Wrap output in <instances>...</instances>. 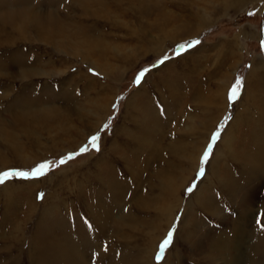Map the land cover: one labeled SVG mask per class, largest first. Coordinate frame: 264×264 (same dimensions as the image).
I'll list each match as a JSON object with an SVG mask.
<instances>
[{
  "label": "rangeland",
  "instance_id": "374dc122",
  "mask_svg": "<svg viewBox=\"0 0 264 264\" xmlns=\"http://www.w3.org/2000/svg\"><path fill=\"white\" fill-rule=\"evenodd\" d=\"M23 2L27 5L20 11H32L31 16L0 35V173L31 172L41 163L50 168L42 177L13 176L0 184V264H49V255L37 252H47L49 241H41L39 232L51 229L52 217L65 221L66 212L68 221L76 219L68 234L76 226L84 233L72 239L82 264H135L156 237L152 264H197L204 254L197 255L192 243L191 248L184 244L186 238L206 230L210 243L220 236L231 240L241 219L238 186L247 191L255 187L246 198L253 203L244 210L248 247L238 251L242 260L248 259L252 220L256 228L263 222L258 232L264 236V173L253 172L255 157L248 153V169L240 176L235 165L228 166L221 144L235 113L246 106L241 99L251 66L264 64V0H8L11 8ZM197 39L198 45L180 48ZM258 73L264 79V71ZM237 80H242L239 98L230 103ZM225 81L227 95L213 98ZM175 97L178 101L171 104ZM139 105L159 117L155 159L136 150L144 143L136 137L143 111ZM162 105L176 108L164 117ZM251 110L246 131H256L253 122L264 120ZM238 129H230L228 136L237 137ZM96 135L98 150L89 143ZM210 143V157L202 164ZM85 145L89 151L67 159ZM236 146L237 154L243 152ZM111 147L118 150L113 153ZM130 149L141 156L140 166L124 164ZM61 159L66 163L59 164ZM245 178L255 182L247 186ZM110 182L124 194L116 207L109 204L116 191ZM200 190H210L209 202L220 204L216 216L209 209L201 212L191 200ZM188 207L189 217L177 236ZM116 209L118 217H127L116 219L119 225L109 224L105 215ZM170 232L171 242L162 249Z\"/></svg>",
  "mask_w": 264,
  "mask_h": 264
},
{
  "label": "bare ground",
  "instance_id": "6f19581e",
  "mask_svg": "<svg viewBox=\"0 0 264 264\" xmlns=\"http://www.w3.org/2000/svg\"><path fill=\"white\" fill-rule=\"evenodd\" d=\"M15 5H17L16 6L17 8H13L12 7L14 9L13 10L11 8L12 4L8 3V0H0V35H2V31L3 32L4 31L6 32L8 30V28L9 29L11 28V29L16 30V23L19 20H21L22 17H24V16H31L30 13L32 11H29V12H27V11H20L24 6L27 5L26 2L16 3ZM2 9H3V11H1ZM23 9H25V7ZM5 18H7V19H5ZM23 26H24V23H23ZM10 31H13V30H10ZM231 55H232V53L229 54V52H228L227 56L230 57ZM15 64L16 65H21L20 60H17ZM260 70L264 71V64L260 63L257 66L256 63H255V64H253L251 66L250 72L248 73V75L246 77V80L244 82L245 85H244V89H243V92H242V99H241L243 102H245V105L246 106L243 108L242 111H239V112L237 111L235 113L234 120L229 125V128L226 131L227 133L226 134L224 133V135L222 137V144H221V146L222 145L224 146V151L228 155V159H227L228 160V162H227L228 163V166H230V165H233L234 166L235 165L234 167L236 168V170L239 169L238 170V174L240 176L243 175L244 170H247L248 169V166H249L248 165V159H249L248 157L249 156L251 157V159L253 157H255L253 159V161L255 162L254 163V167H253V172L254 173H264V129H263V127H264V120L262 121V119H260V121H256V123L253 122L256 131L252 127L251 128L254 130V133L252 132L253 130H249L250 131L249 132V131H246L244 129V126H246V123H247V116H248L247 114H248V111L249 110L252 109L255 112L257 111V113H259L260 115L262 114V116L264 118V79L261 76L259 77L258 71H260ZM227 89H228V84H227V81H225L224 82V86L223 87L221 86L219 89L216 90V94L213 95V98L216 99L218 97V95H219L220 92H222V94L227 95ZM174 100L175 101H178L177 100V97H175L173 99V102L171 101V104H175V101ZM160 101H162V103H166L167 104V102H165L163 100H159L158 102H160ZM253 101H255V102H253ZM243 102H240V103L238 102V104H236V105L237 106H242L243 105ZM107 103L108 104L106 105L105 108H107L109 106V102H107ZM255 103H258L260 106L254 107L255 106L254 105ZM139 106H141V105H139ZM163 107H164V109H163ZM163 107H162V109H163L162 113L164 114L163 115L164 117L171 116L172 115L171 114L172 110H175V108H176V107L174 108V106L173 107H171V106L170 107L163 106ZM141 108H143V109H141L143 111H140L139 110L140 111V114H138V116H141V117H139V119H141V121H140V124H139L138 127L136 125L137 130L139 131V132L137 131L138 135L136 137L138 138V140H141L142 139L144 141V143L138 144L139 148L136 149V150L138 152H139V150L140 151L144 150V151H146L145 154H151V156L150 155L149 156L151 158L155 159V156L156 155H154L153 152L155 150H157L158 148L155 149V145H153L154 144L153 142L155 140H153V139L155 138V135L157 134V133H155L157 131V130L155 131V129L157 128V123L160 122L159 119H158L159 117L157 116V113H156V115L154 114V110L151 109V111H149L143 105L141 106ZM103 113L104 112L102 111V114ZM162 113H160V115ZM230 129H238V134H237L238 136L237 137H235L236 135L228 136V131ZM241 129H242V131H241ZM260 129H263V130L260 131ZM148 134H150L153 138L152 139L151 138L148 139L147 138V135ZM150 135H148V136H150ZM147 139H148V141H147ZM238 144L241 147V149H243V152H241L240 154H237L238 151L236 152V150H235V146L238 145ZM157 147H158V145H157ZM237 148L239 149V147H237ZM116 150H118V149L115 148V147H111L110 148V151L113 152V153H115ZM137 151L135 153H133L132 150L130 149V151H129V156H130L129 158L130 159L129 160L125 159L127 161V163L124 162V164L127 167H130L131 165L132 166H135V165L137 166V164L139 165L138 159L141 156L140 157L138 156L139 154L137 153ZM157 151H159V150H157ZM248 153H249V156H247ZM198 157L199 156H197L196 157V160H195V168H194V170L196 169V166H197V158ZM134 160H136V161H134ZM146 160H147V162H145V164H148L149 163L148 161L150 159L147 157L144 161H146ZM151 161L153 162V160H151ZM140 163H141V161H140ZM127 167H125V168H127ZM144 167L145 166H142V168H144ZM136 168H138V167H136ZM128 170L129 169H127V171ZM146 170H143L142 172H144ZM131 172L132 171H130L129 173H131ZM135 172H136V170H135ZM113 173H114V171H113ZM133 174H135V173H133ZM137 174H135V176H137ZM140 175H143V174H140ZM107 181H110V180L108 179ZM138 181H141V180H138ZM228 181H229V183L232 182V180L230 178L228 179ZM253 182H255V180L253 181V180H250V178H245V183L247 184V186L250 183H253ZM132 183H134V181ZM111 185L113 187L115 186L114 188L116 189V191H114L115 194H114L112 200L110 199L111 201H110L109 204L112 207H116V206L121 205V198H122V195L124 197V194L120 193V191L122 192V188H118L120 185H118L117 183H111ZM125 185L127 186V184H125ZM125 185H123V188H124ZM105 186H106V184H105ZM108 188H109V186H108ZM110 189H108V191ZM237 189L238 190L236 192L239 191V193L241 195L240 196V199L242 198L241 203H240V205L237 208L238 211L241 214V219H240V222H239V230L236 229V230L232 231L233 236H232V239L231 240H227V238H226V240L224 241L223 238H222V236H220L215 241V243H210L209 242V239L211 238L212 235H209V233L206 230L203 231V232H201L200 233V236L194 235V234L193 235L189 234L188 237L186 238V242L184 244H187V245L190 246L191 243H192V245H194V249L196 250L195 252H197V255H199L198 252L204 254V256L202 258H200V259H198V261H196L197 264H213L216 261H219L218 264L219 263L220 264H262V262L264 261V236L263 235H259V232H258V231H262V228H261L262 223H263L262 221H261L260 227L259 228H256V225L253 224V221L254 220H252L253 228L250 229V230L252 232L253 242L251 243L252 250L249 251V253H248V259L249 258L250 259L249 260L248 259L242 260L241 255L238 252L240 250V248L247 249V247H248V245L245 244L246 243L245 240L243 242V239H244L243 236H244V233H245V226H244L243 220H244V222L246 220V218L244 217L246 215L244 210H245V208H247L248 206H250L248 203H250V204L253 203V202H250V201H246V198H247V195L253 189H255V187H252L249 191L246 190V186H243L241 189L238 186ZM167 190H168L167 194L172 197L173 196V192L171 190H173V189L168 186L167 187ZM242 190H243V192H242ZM209 191L210 190H205V191H201L200 190V191H197L196 193H193V195L191 196V200L196 201L195 205H197V207H199V210L201 212L202 211H206L207 212V210L209 209V213L214 214L216 216L215 213H218L219 212V209L218 208L220 207V204H218L217 206H215V205H213V203L211 204L209 202V200L211 199V194L209 193ZM120 194H122V195H120ZM129 195H131V194H129ZM127 197H128V195H127ZM230 198H231V196H230ZM96 199H98V198H96ZM128 199H131V198H128ZM128 199H126V200H128ZM191 200H190V202H191ZM187 204L190 205L191 203H187ZM187 204H186V206H187ZM94 206H96V205H94ZM90 207H91V205H90ZM55 208H56V206H55ZM190 208L191 207L185 208V214L182 217V221L180 223V227L178 228V231H177V236L184 229V223H185L186 218L188 219V217H189ZM212 209H214V210H212ZM117 210L118 209H116L115 212H117V213H115V214H114V212H110L111 214L105 215L106 221H108V219H111V222L109 224H112L113 222H116L117 223L116 225H119V222H117L116 219H118L119 221H123L127 217L124 214H122L120 217H118V211ZM210 210H212V211H210ZM69 214H70V212H66L65 221H63V222H61V220H59V219H53V217H52L51 218V226H50L51 229L48 232H43L44 229L42 230V233H41V231L39 232L40 235L38 237H39V239H41V241H43V240L45 241L46 239H49V241L47 243L48 250L46 248L47 252H45L43 250H37V252L39 254L46 253L47 256L49 255V258H50V261L48 260V263L50 262L49 264H82L81 257L77 254L76 250L73 249L74 246L72 244V239L74 237H76V236L84 235V233L82 234L80 232V228L81 227L79 228L78 226H76V229H74L75 230L74 233H71V234L69 233L68 234V231L66 229L69 228V227H71V226L72 227L75 226L72 223H76L75 222L76 219H74V218H73L74 219L73 221L72 220L68 221ZM52 216H54V215H52ZM168 216H170V215H168ZM112 217H114L113 220H116V221H112ZM70 218H71V216H70ZM245 224H247V223H245ZM237 225H238V223H236V225L234 227H236ZM77 227L79 228L78 230H77ZM263 227H264V225H263ZM17 229L18 228L16 227V228H13L12 230L13 231L14 230L17 231ZM112 229H113V227L111 226V230ZM96 230H97V228H96ZM69 231H71V230L69 229ZM194 237H198V238L195 239ZM8 238H11L12 239V236L9 235ZM30 238H32V237H30ZM33 238H34V236H33ZM192 238H194L195 240L192 241L191 240ZM90 239H91V237H90ZM156 240H157V237L155 239H152L149 248L146 249V252H144L143 254H141L140 256H138V259L136 260L135 264H152L153 256H154V250H155L156 245H157L156 244ZM238 240H240V242H241L240 243V246L238 245V242H237ZM30 243L32 244V242H30ZM86 243H87V241H86ZM227 243H229V244L226 245ZM41 245H42V243H38V246H41ZM191 247L192 246H190L189 248H191ZM208 250H210V255H208V253H209ZM211 252L213 254H215V256H213V255L211 256ZM200 256H201V254H200ZM165 261H163L162 264H167V262H165Z\"/></svg>",
  "mask_w": 264,
  "mask_h": 264
},
{
  "label": "snow or ice",
  "instance_id": "6c2138e0",
  "mask_svg": "<svg viewBox=\"0 0 264 264\" xmlns=\"http://www.w3.org/2000/svg\"><path fill=\"white\" fill-rule=\"evenodd\" d=\"M200 43V41L197 39V40H194V41H191L189 42L188 44L186 45H181L180 48L182 49H190L196 45H198ZM165 60H167V57L164 58V60L161 61V63H164ZM148 70L145 69L144 71H142L136 78V83L139 84L140 83V80H141V77H143L145 75V73L147 72ZM241 86H242V80H237L236 84L230 89V94H229V101L230 103H234L238 98H239V90L241 89ZM230 119V117H229ZM224 123L226 124L227 123V119L224 121ZM105 129L108 127L107 124H105ZM223 127V124L220 125V128ZM220 136V130L218 128V130L214 133V135L212 136V141L213 143L217 140V138ZM99 139V136L96 135V136H92L89 143L92 145L93 148H96V150H98L97 146H96V142L97 140ZM213 143H210L208 146H207V149L205 150V152L203 153V156H202V164L203 163H206L210 157V154H211V151H212V148H213ZM87 151H89V148H88V145H85L83 146L79 152L73 154V155H70L67 159L70 160V159H73L75 156H78V155H81L83 153H86ZM66 163V160L64 159H61L59 161V164H64ZM50 168V165L48 163H41L39 164L38 166H36L35 168H33L31 170V172H28V171H8V172H3V173H0V184H3L8 178L10 177H19V178H28V177H42L44 176L47 171L49 170ZM200 176H203L204 174V169L203 167L200 168V171L198 173ZM194 189V185L193 186H190L188 189H186L187 192H191L193 191ZM38 198H43V193L39 194ZM89 227H91L89 225ZM171 239H172V233L170 232L168 234V237L167 239H165L163 245H162V249L164 247H167L170 242H171Z\"/></svg>",
  "mask_w": 264,
  "mask_h": 264
}]
</instances>
